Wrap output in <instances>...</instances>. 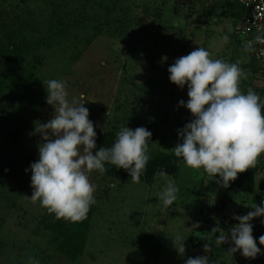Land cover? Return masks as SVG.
<instances>
[{"label":"rangeland","instance_id":"1","mask_svg":"<svg viewBox=\"0 0 264 264\" xmlns=\"http://www.w3.org/2000/svg\"><path fill=\"white\" fill-rule=\"evenodd\" d=\"M101 2L105 3L103 10L96 7ZM225 2L94 0L96 6L90 7L83 0H0L1 36L12 31L8 36L26 49L49 37L20 61L29 75L22 84L32 94L24 95L18 87L1 103L13 80L7 72L0 75V264H29L30 257L40 264H70L49 243L50 226L64 219L25 197L32 195L30 166L38 161L42 142L35 133V122H48L54 112L46 103L43 82L66 81L69 99L83 93L95 128L144 127L152 133L149 152L173 156L168 150L182 142L179 130L194 119L179 106L181 100L187 103V86L181 89L169 79L167 69L175 60L204 47L214 59L239 62L243 71L251 73L241 81V90L246 93L252 88L259 95L264 76L244 68L250 56L234 42L231 15H221ZM81 9L84 16L77 17ZM95 16L101 17L96 21L103 24V32L92 38ZM82 18L89 32L74 27V21L82 22ZM15 79L20 82L21 76ZM176 158L178 171L158 170L151 185L111 184L96 171L90 174L97 189L96 203L82 264H185L187 258L203 255L209 256L210 264H264V246L259 245L264 216L250 222L261 249L255 259L228 253L232 245L217 246L215 236L208 234L217 225L230 232L238 224L232 217L246 215L254 203L264 207V154L256 165L260 169L252 193L222 187L218 176L188 168ZM161 171L179 188L177 200L168 208L158 197L165 184L158 175ZM196 223L199 228H192ZM178 233L186 239L183 256L171 240ZM139 234L161 241L158 258H152L153 251L135 252L133 240ZM204 243L212 245L207 253Z\"/></svg>","mask_w":264,"mask_h":264},{"label":"clouds","instance_id":"2","mask_svg":"<svg viewBox=\"0 0 264 264\" xmlns=\"http://www.w3.org/2000/svg\"><path fill=\"white\" fill-rule=\"evenodd\" d=\"M223 40L227 42L228 36ZM256 43L264 44V37L257 35L248 41L244 51H255ZM167 70L172 84L181 89L187 86V103L181 100L179 106L185 107L194 118L179 130L182 142L168 151L182 158L188 168L218 176L217 183L229 187L238 174L256 167L264 154V102L252 88L245 93L240 86L251 73L243 71L239 62L212 58L204 47H196L178 58ZM43 83L46 103L54 112L48 122H35V133L42 137V142L38 145L39 159L30 166L32 195L25 197L33 204L39 202L57 219L81 222L96 203L97 189L90 174L96 171L103 175L107 163L125 170L133 183H139L150 160L148 144L152 133L144 127L135 130L121 127L110 148L101 147L94 153L97 134L89 110L84 107L85 95L80 93L69 99L64 80L50 79ZM158 175L165 181L158 197L168 208L177 200L179 188L166 172ZM250 208L252 211L246 215L232 217L238 224L230 232L217 225L208 234L209 238L215 236L217 246L232 245L228 253L240 252L246 259H255L261 249L250 222L264 216V207L254 203ZM192 228H199V224H193ZM171 240L174 249L183 256L186 239L178 233ZM259 245L264 246V235L259 237ZM211 247L210 243H204L203 251L207 253ZM29 264L40 261L30 257ZM185 264H210L209 256L189 257Z\"/></svg>","mask_w":264,"mask_h":264},{"label":"trees","instance_id":"3","mask_svg":"<svg viewBox=\"0 0 264 264\" xmlns=\"http://www.w3.org/2000/svg\"><path fill=\"white\" fill-rule=\"evenodd\" d=\"M94 0H83L88 6L93 7L96 6L97 3H93ZM105 3H98L96 6L98 9L103 10ZM225 9L221 13L222 16H230V17H238L240 14L238 12V5L230 0H226ZM77 17L84 16L82 13V9L75 14ZM92 20L94 23L93 30L94 34L92 38H95L99 34H102L103 24H98L96 20H100L101 17L95 16ZM82 22L74 21V27L81 28L82 32H89V26L86 24L85 19L82 18ZM11 32L0 35V75L3 72H7L10 77V80H13L12 86L8 89V94L2 99L1 103L7 102L6 97L10 96L18 87L24 93L30 94L33 92L23 85L22 82L26 78L29 79V75L27 73V69L24 68V64L20 63L22 61L23 55L29 54L30 50H36L41 47L42 43L48 40V35L43 37L40 40L34 41L28 48H23L16 39H12L9 34ZM75 37H77L75 35ZM234 42L238 46V49L242 47L243 50H240L243 53H247L244 51V47L242 44V39L238 36L234 35ZM63 39V38H62ZM78 40V38H75ZM89 42V41H88ZM246 70H251L253 73H261L264 76V70L262 71L256 61H254L251 57L248 64L244 67ZM21 69V71H19ZM18 71V72H17ZM21 73V74H17ZM16 76H21V81H17L15 79ZM17 81V82H16ZM261 97V101L264 102V85L262 90L259 93ZM96 131V150H99L101 147L110 148L116 140L117 130L115 129H100L95 128ZM150 156V160L146 166V170L143 175L140 177V182L146 183L147 185H151L154 183L155 175L158 170L169 171L175 173L178 171V159L169 154L165 153H151L148 152ZM182 159V158H181ZM105 168L107 171L101 175L102 178H108L111 181V184L118 181H131V177L129 174L123 169H117L110 164H105ZM260 168L257 166L254 168H250L248 171L238 174V177L235 181L230 182V187L239 190L242 193H252L255 190V177ZM95 212L94 204L91 206L89 213L87 214V218L81 222L72 223L64 220L63 222H57L54 226H50L51 231V239L49 243L55 245L56 251L61 254L70 264H82L83 254L86 248V242L88 240L89 231L91 227V219L92 215ZM209 223L212 220L209 218ZM49 229V228H48ZM134 245L136 247L135 252H139L140 254L147 253L148 251H153L152 258L159 256V248L161 241L157 240L156 237L151 236L149 234H139L136 239L133 240ZM44 261H48V259L43 258ZM155 262L158 259H152ZM250 264H258V263H250Z\"/></svg>","mask_w":264,"mask_h":264},{"label":"built area","instance_id":"4","mask_svg":"<svg viewBox=\"0 0 264 264\" xmlns=\"http://www.w3.org/2000/svg\"><path fill=\"white\" fill-rule=\"evenodd\" d=\"M239 7V16L231 17L233 20L232 34L242 39L245 44L254 40L257 35L264 37V0H230ZM255 51L247 52L249 56L258 63L260 69L264 70V44L253 45Z\"/></svg>","mask_w":264,"mask_h":264}]
</instances>
